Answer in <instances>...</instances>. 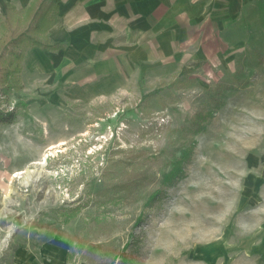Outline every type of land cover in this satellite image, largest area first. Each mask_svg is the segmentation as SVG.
Returning <instances> with one entry per match:
<instances>
[{"label": "rangeland", "instance_id": "374dc122", "mask_svg": "<svg viewBox=\"0 0 264 264\" xmlns=\"http://www.w3.org/2000/svg\"><path fill=\"white\" fill-rule=\"evenodd\" d=\"M247 27L221 79H164L64 108L14 92L3 106L29 108L0 127V264H264V9ZM240 80L206 131L189 134L215 88ZM194 139L184 176L163 185ZM143 149L158 159L135 161ZM142 163L157 178L120 198L112 185ZM68 208L79 210L69 221Z\"/></svg>", "mask_w": 264, "mask_h": 264}, {"label": "crops", "instance_id": "0c3cea01", "mask_svg": "<svg viewBox=\"0 0 264 264\" xmlns=\"http://www.w3.org/2000/svg\"><path fill=\"white\" fill-rule=\"evenodd\" d=\"M31 2L0 0V8ZM58 9L49 37L61 47L26 51L20 92L64 108L164 79L223 78L264 0H59Z\"/></svg>", "mask_w": 264, "mask_h": 264}, {"label": "trees", "instance_id": "16d2710c", "mask_svg": "<svg viewBox=\"0 0 264 264\" xmlns=\"http://www.w3.org/2000/svg\"><path fill=\"white\" fill-rule=\"evenodd\" d=\"M58 1L32 0L31 4L24 10H18L14 5L8 3L5 14L0 15V127L14 123L18 115H25L28 112L29 104L24 99L15 101L11 109L3 106L4 102L9 101L14 92H20L24 89L22 72L26 51L32 47H40L44 50H57L61 47L60 43L53 42L49 37L50 28L58 21ZM258 63H264V52H258ZM247 84V82L240 80L238 84L226 83L217 86L211 93L209 102L199 107L190 119L186 127L187 132L196 135L206 131L216 113L225 105L227 92L244 88ZM149 94L154 95L155 92ZM195 143L196 140H192L189 147L181 149L179 156L174 153L175 159L171 162L172 166L162 172L163 185H172L184 176L183 163L190 159ZM134 158L135 161L143 160L146 164L150 158L158 159L155 155L148 157L144 149L137 152ZM114 163H116L115 167L119 168L124 162L121 158L116 160L113 158ZM146 164L142 163L140 167L142 169L136 170L138 174L130 176L129 180L126 179L112 185L113 190L121 189L123 191L120 198H127L126 195L129 196L134 188L138 189L139 183L143 179H148L150 182L151 178H157L156 173L151 176L147 174ZM109 166L102 167L103 177L108 172ZM105 188L107 187L105 186ZM160 193V189L154 191L151 198L155 199L154 196H158ZM65 211L68 221L75 218L79 212L76 208H68ZM70 256L69 254L68 257Z\"/></svg>", "mask_w": 264, "mask_h": 264}]
</instances>
